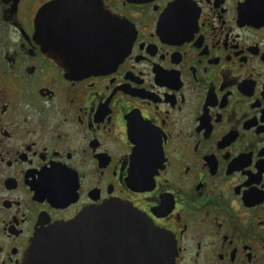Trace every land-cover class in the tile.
I'll use <instances>...</instances> for the list:
<instances>
[{
	"label": "flooded vegetation",
	"instance_id": "af4514ba",
	"mask_svg": "<svg viewBox=\"0 0 264 264\" xmlns=\"http://www.w3.org/2000/svg\"><path fill=\"white\" fill-rule=\"evenodd\" d=\"M53 1L0 0V264L105 204L172 264H264V0H61L55 42Z\"/></svg>",
	"mask_w": 264,
	"mask_h": 264
},
{
	"label": "water",
	"instance_id": "95a60500",
	"mask_svg": "<svg viewBox=\"0 0 264 264\" xmlns=\"http://www.w3.org/2000/svg\"><path fill=\"white\" fill-rule=\"evenodd\" d=\"M61 0L45 5L36 17V37L59 39ZM67 1V0H65ZM46 34V35H45ZM133 39L128 38L130 43ZM132 45L113 47L112 58H123ZM57 45L48 46L53 58ZM77 57V56H76ZM101 70L107 62L84 65ZM170 236L133 207L105 204L87 208L69 222H57L38 230L26 252L25 264H172Z\"/></svg>",
	"mask_w": 264,
	"mask_h": 264
}]
</instances>
